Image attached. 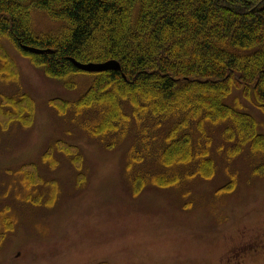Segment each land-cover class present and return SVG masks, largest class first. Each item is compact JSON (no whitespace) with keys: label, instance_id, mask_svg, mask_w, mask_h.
Returning <instances> with one entry per match:
<instances>
[{"label":"trees","instance_id":"trees-1","mask_svg":"<svg viewBox=\"0 0 264 264\" xmlns=\"http://www.w3.org/2000/svg\"><path fill=\"white\" fill-rule=\"evenodd\" d=\"M33 10L61 25L57 33L38 35ZM3 38L50 78L88 72L72 59L120 63L121 69L94 74L77 99L61 100L57 113L85 119L87 134L108 138L111 147L132 134L127 165L135 191L148 182L177 187L190 178L210 179L212 147L230 157L244 147L264 155L260 121L246 110L250 102L264 113V0H0ZM17 73L0 46V74ZM18 114L32 116L24 109ZM59 142L44 150L46 164L54 149L72 147ZM233 147L240 149L234 154ZM150 160L160 169L153 171ZM20 168L23 182L33 183L35 166ZM7 211H0L6 227L13 224Z\"/></svg>","mask_w":264,"mask_h":264},{"label":"rangeland","instance_id":"rangeland-1","mask_svg":"<svg viewBox=\"0 0 264 264\" xmlns=\"http://www.w3.org/2000/svg\"><path fill=\"white\" fill-rule=\"evenodd\" d=\"M31 24L38 35L61 27L43 10L32 11ZM0 40L18 71L0 74V211L7 206L13 219L6 227L0 214V264H264V155L244 147L230 157L212 147L210 179L177 187L148 182L135 191L127 165L132 134L111 147L108 138L87 134L85 119L57 113L97 72L50 78L8 38ZM23 109L32 116L24 120ZM246 110L264 132V113L250 102ZM57 140L72 147L54 149L46 164L44 150ZM26 162L37 172L31 184L19 172Z\"/></svg>","mask_w":264,"mask_h":264},{"label":"water","instance_id":"water-1","mask_svg":"<svg viewBox=\"0 0 264 264\" xmlns=\"http://www.w3.org/2000/svg\"><path fill=\"white\" fill-rule=\"evenodd\" d=\"M23 47L32 53L43 52V50L35 47L26 46V45H23ZM72 61L78 68L88 72H101L108 69H121L120 63L116 60H108L104 62H87V63L80 62L75 59H72Z\"/></svg>","mask_w":264,"mask_h":264}]
</instances>
